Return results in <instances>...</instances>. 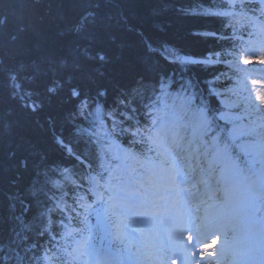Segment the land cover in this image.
Masks as SVG:
<instances>
[{
	"label": "snow or ice",
	"instance_id": "snow-or-ice-1",
	"mask_svg": "<svg viewBox=\"0 0 264 264\" xmlns=\"http://www.w3.org/2000/svg\"><path fill=\"white\" fill-rule=\"evenodd\" d=\"M46 4L47 29L32 26L11 62L0 55V264H65L64 234L47 226L59 219L64 227L65 211L85 225L94 214L98 229L107 226L126 245L100 250L89 233L77 242L79 256L89 257L81 264H264V91L245 86L240 64L253 58L237 63L238 44L264 46V0H213L207 9L199 2L176 8L173 0ZM170 11L220 19L232 35L198 30L199 39L215 42L202 54H173L165 42L161 67L146 33L166 31ZM237 16L252 29L247 41L236 35ZM132 36L145 52L134 64L124 55ZM116 141L135 161L119 175L97 154L109 157ZM53 148L79 164L73 192L92 203L79 196L69 206L67 193L57 196L50 178L69 169L50 160Z\"/></svg>",
	"mask_w": 264,
	"mask_h": 264
},
{
	"label": "trees",
	"instance_id": "trees-1",
	"mask_svg": "<svg viewBox=\"0 0 264 264\" xmlns=\"http://www.w3.org/2000/svg\"><path fill=\"white\" fill-rule=\"evenodd\" d=\"M197 2L203 4V6L207 9L208 5L213 2V0H173V3L176 8L180 6L188 7L189 5H194ZM218 2H223V0H218ZM46 0L45 3L35 4L33 0H0V19L4 21L2 25H0V55H4L8 62H11L12 58L15 54L23 47L25 42L29 40L32 36L31 27L36 26L41 30L47 29V22H42L41 17L45 15L46 12ZM219 8L212 9L213 12L219 11ZM232 11V9H228ZM231 20L230 17L227 18ZM234 22V21H233ZM235 23V22H234ZM21 27L25 28V32H20L19 29ZM202 28H208L210 30H220L222 33H227L229 36L232 35L231 31H229L226 25L222 26V21L220 19H200L195 14L189 16H183L178 14L176 11H170L167 16V25L166 31L160 34L153 33L151 31L146 33V36L152 41L153 48L159 52V56H153L152 62L154 64H160L161 67H167L166 63L160 59V57L164 56L165 53L160 51L159 45L167 42L171 52L173 54H179V50H183L184 53L188 54H202L206 51V49L210 45H215L214 41L205 42L202 39H199L194 33ZM16 35L18 38L16 41H12L11 37ZM238 35V32L236 33ZM243 44H238V53L239 48L242 47ZM227 47V44H225ZM237 53V55H238ZM124 55L129 61V63H135L138 58L145 55L144 45L140 39L132 36L129 37L128 45L124 51ZM171 56H169V59ZM252 63V62H251ZM216 70L225 71L226 69L220 67ZM194 74L198 75L200 78H205L208 76L207 71H203L200 69H193ZM127 78L125 79V83H128ZM110 105V100H109ZM103 107L101 109V114H103ZM43 119V117H41ZM91 119V117H90ZM82 128H88L89 125L85 122L80 125ZM98 132L101 137L104 136V130L99 128L97 124ZM59 131H62L67 135V131L65 126L58 127ZM38 134L47 139L49 133L47 130H39ZM86 136V133H85ZM74 143L79 145L80 151H87L86 145L82 140H75ZM107 144V141H106ZM118 146L124 148V145L120 141H116ZM112 153L117 155L116 149L112 146L110 147L109 157H104L103 153L99 152L97 149V154L101 157V163L109 164V163H117L118 159H110ZM50 160L52 161H61L63 160L67 166L69 171L64 174V177L59 176L58 174L55 176H51L50 183L58 187L60 191L57 192V196H60L62 193H67L65 200L69 206L72 205L73 199L84 196V198L88 201L92 202L90 196L85 195L83 192L77 190L73 192V187L78 183L76 175H74V169H79V164H75L67 160L62 156L60 152L55 150L54 148L50 150ZM79 175H83V172H79ZM95 174V172L91 173ZM63 206V205H62ZM65 216H69L71 223L77 227V229H85V224L82 222L83 218L78 217L76 219H72L69 212H64ZM50 229L54 231L62 232L63 238H59V243L63 245L66 249L65 253V264H74L72 261V256L70 253V246L67 239H71L72 235L66 234V230L64 227L59 225V219H53L52 222L47 225Z\"/></svg>",
	"mask_w": 264,
	"mask_h": 264
},
{
	"label": "rangeland",
	"instance_id": "rangeland-1",
	"mask_svg": "<svg viewBox=\"0 0 264 264\" xmlns=\"http://www.w3.org/2000/svg\"><path fill=\"white\" fill-rule=\"evenodd\" d=\"M238 17V16H237ZM237 18H235V21H236ZM237 26L239 28H242L243 24L242 22H237ZM252 30V29H251ZM248 38H246L244 41H247ZM256 55V60H258V64L259 66L257 67V69H255V71H250L248 70L245 66H243V70L242 72H244L247 76V79L245 80V86L250 89L253 93H256L258 91H264V87H261L260 85H257V84H253L252 81H253V76L255 77H258L259 79L261 80H264V64H261L259 63V59L261 57H264V46H261L260 44H256L252 47V50L249 51V50H246L245 48V45L242 47V49L240 50V54L239 56L237 57L238 60L240 59H243L244 57H252L254 58ZM239 62V61H238ZM124 153H122L123 155ZM118 175V174H117ZM88 235L89 233H91V236L89 238V244L97 249H100V250H103L104 248L108 247L110 244H111V247L113 248V250L115 251L116 249H121V250H124L126 249V245L125 244H121L119 241H114L110 235V229H109V232L104 236V237H99L98 239H95V236H94V225L90 224L88 226ZM86 237V236H85ZM98 241L99 243L97 245H94L93 244V241ZM134 243H137V242H134ZM141 246L142 247H146L147 245V242L144 241V242H140ZM212 247V250L214 248H216L217 245H210ZM72 248H73V252L75 253L76 256H74V259H78L80 258L87 261L89 260V257L87 256H84V257H80L79 256V252L77 251V242H73V245H72ZM122 262L123 264H126V261L122 259Z\"/></svg>",
	"mask_w": 264,
	"mask_h": 264
},
{
	"label": "water",
	"instance_id": "water-1",
	"mask_svg": "<svg viewBox=\"0 0 264 264\" xmlns=\"http://www.w3.org/2000/svg\"><path fill=\"white\" fill-rule=\"evenodd\" d=\"M94 218H95V221H96V217L94 216ZM105 231V227L101 230L100 229V232H104Z\"/></svg>",
	"mask_w": 264,
	"mask_h": 264
}]
</instances>
